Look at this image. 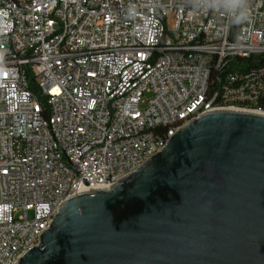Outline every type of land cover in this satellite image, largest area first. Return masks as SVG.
<instances>
[{"label": "built area", "instance_id": "2783aa9c", "mask_svg": "<svg viewBox=\"0 0 264 264\" xmlns=\"http://www.w3.org/2000/svg\"><path fill=\"white\" fill-rule=\"evenodd\" d=\"M247 10L234 25L201 0H0V264L200 113H264V0Z\"/></svg>", "mask_w": 264, "mask_h": 264}, {"label": "water", "instance_id": "95a60500", "mask_svg": "<svg viewBox=\"0 0 264 264\" xmlns=\"http://www.w3.org/2000/svg\"><path fill=\"white\" fill-rule=\"evenodd\" d=\"M14 264H264V113L195 116L107 189L68 197Z\"/></svg>", "mask_w": 264, "mask_h": 264}, {"label": "clouds", "instance_id": "9594fccd", "mask_svg": "<svg viewBox=\"0 0 264 264\" xmlns=\"http://www.w3.org/2000/svg\"><path fill=\"white\" fill-rule=\"evenodd\" d=\"M201 3L209 10H224L234 25L243 24L249 19L248 0H201Z\"/></svg>", "mask_w": 264, "mask_h": 264}, {"label": "trees", "instance_id": "16d2710c", "mask_svg": "<svg viewBox=\"0 0 264 264\" xmlns=\"http://www.w3.org/2000/svg\"><path fill=\"white\" fill-rule=\"evenodd\" d=\"M252 59H253V60H256V61H258V62H262V61H264V54H259V55H257V56L255 55V56L252 57ZM256 61H255V62H256Z\"/></svg>", "mask_w": 264, "mask_h": 264}]
</instances>
